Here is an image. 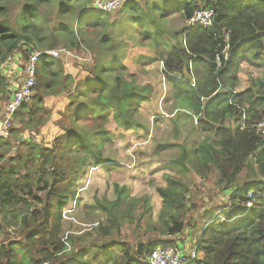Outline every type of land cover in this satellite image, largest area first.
Instances as JSON below:
<instances>
[{
	"label": "trees",
	"instance_id": "1",
	"mask_svg": "<svg viewBox=\"0 0 264 264\" xmlns=\"http://www.w3.org/2000/svg\"><path fill=\"white\" fill-rule=\"evenodd\" d=\"M92 1L0 0V67L20 47L24 52L65 48L70 54L40 55L31 99L14 113L10 135L13 121L23 132L48 118L49 103L59 117L49 125L56 128L53 134L50 130L41 143L21 150L17 145L10 155L9 162L16 154L24 173L17 161L0 165V229L9 234L16 228L18 234L0 244V264H147L158 245L174 244L167 236L197 227L188 219L193 205L186 194L196 178L210 177L214 168L215 184L227 191L229 202L223 201L220 215L204 212L199 255L188 264H264V137L250 126L264 119V77L237 89L241 64L264 55V0H127L115 15L92 9ZM205 8L213 10L211 28L169 26L176 15L186 21ZM131 43L152 55L137 56L136 62H160L176 113L195 118L208 135L196 146L177 143L178 154L165 160L169 173L165 184L155 187L161 202L155 221L148 194L129 196L126 187L115 185L113 199L95 198L91 209L100 208L106 217L96 227L103 240L86 245L84 236L61 234L62 208L74 198L75 183L89 165L111 161L102 153L115 137L108 126L134 129L138 106L150 97L149 84L133 79L124 63ZM85 47L94 53L90 64V56L72 57ZM67 59L84 65L82 70L70 72ZM2 73L0 68V99L7 100L9 81ZM3 157L0 153V161ZM132 225L143 229L133 243L112 238Z\"/></svg>",
	"mask_w": 264,
	"mask_h": 264
},
{
	"label": "rangeland",
	"instance_id": "2",
	"mask_svg": "<svg viewBox=\"0 0 264 264\" xmlns=\"http://www.w3.org/2000/svg\"><path fill=\"white\" fill-rule=\"evenodd\" d=\"M94 1H92V7ZM136 1L142 2L143 0ZM118 8L108 13L115 15ZM116 17L114 16V18ZM184 24H186V21L179 15H176L172 18L169 26L171 25L172 29L173 27L180 29ZM20 48L22 50H17L15 55L0 67L3 72L2 74L9 81V87L11 86V82L20 84L24 77L25 52L23 51V47ZM85 48L88 50L84 49L83 52H75V54H72V57L87 58L86 56H90V64L94 60V53L89 47ZM126 51L128 53L124 63L128 67L129 74L133 76V79L136 78L143 84H149L150 97L139 104L138 110L135 113L137 123L134 129L121 131L115 130V127L112 125L108 126L115 137H112L104 144L102 153L104 157L109 158L111 161L107 162L105 167L103 165H99L98 167L89 165L75 183L76 193L74 198L69 200L62 208L61 234L63 235L64 233V235L73 236L76 239L84 236L82 240H84L86 245H92L90 242H93L95 239L103 240L99 237L96 227L99 223L105 222L106 217L100 211V208L91 209L90 206L94 203L95 198L101 199L105 197L107 200L113 199L115 185L126 187L129 191V196L139 197L148 194L152 204L151 218L155 221L161 205L160 197L156 193L155 187L164 185V175L169 173L168 169L164 166L165 160L178 154L177 143L184 146H196L200 140L208 135L194 121V118L192 119L191 116H186V114L182 115L178 111L176 113V102L173 101L170 95L168 82L161 75L160 62L155 61L148 65H143L145 61L142 64L141 61L136 62L137 56L149 58L152 55L148 53L145 47L138 48L133 43H131L130 47L126 46ZM68 55L70 54H65L64 57ZM75 60L83 62L82 59ZM67 61V69L69 68L70 72L74 71L73 67L82 70L81 66H84L77 62H70L69 59ZM253 62L249 61L241 64L238 71L239 82L237 89L245 88L252 78L264 77V55ZM9 87L7 95L10 93ZM47 106L48 118L45 117L43 122L37 123L31 129H28L29 131H16L17 124L13 121V128L15 126L16 128L10 137L4 139L6 142H3L4 144L0 148V153L4 156L1 160L4 162L3 164L12 165L17 161L16 168L20 173L25 172L19 165V159L15 160V158H18L16 154L13 161L9 162L11 155L9 152L12 150L11 147H16L17 145L21 150V146L24 147V145L31 142L37 141L41 143L42 140L48 137L50 130L51 134L56 131L55 127L49 128V125H53V117L56 115L53 111H56L57 107L54 103H49ZM56 117L58 118L59 116L56 115ZM16 122L18 121L16 120ZM119 132L123 133V137L116 136ZM165 144L172 145L165 146ZM217 175V170L214 168L210 177L196 178L186 194L187 204L193 205H189L188 219L194 220L195 223L200 222L199 220L202 221V216L206 211L220 215L221 212L218 210L223 201L229 202V197L226 194L227 191H222V187L215 184ZM242 179L240 178V182H242ZM133 215H138V209H134ZM220 217L224 218V216ZM232 219L230 216L227 221H231ZM10 220H13V218L10 217ZM0 222L2 223L0 226H3L4 221L0 219ZM201 223L203 222H200L190 234L185 235L189 237L190 243L188 247L192 246L193 236H199L202 228ZM8 230L10 233L6 234L0 229V244H6L10 239L18 238L16 228H9ZM142 230L132 225L130 228H123L121 232L115 231L112 238L117 237L123 241L128 240L133 243L137 240V236L142 234ZM174 237L171 236L169 239ZM159 238H162V236ZM141 239L144 241L146 237L141 236ZM82 240L77 242H81ZM172 241L173 243L177 242V238ZM97 251L100 250L95 249L94 252Z\"/></svg>",
	"mask_w": 264,
	"mask_h": 264
},
{
	"label": "built area",
	"instance_id": "3",
	"mask_svg": "<svg viewBox=\"0 0 264 264\" xmlns=\"http://www.w3.org/2000/svg\"><path fill=\"white\" fill-rule=\"evenodd\" d=\"M127 0H95L93 3L92 9L100 10L105 12H110L117 7H120ZM213 24V10L210 8H205L201 10H196L192 16L186 20L187 28L194 25H201L203 27L211 28ZM26 53V59L23 66L24 77L21 80L20 84L11 82L9 87L10 93L9 98L3 105L0 116V138H8L10 135V129L12 124V119L15 111L20 107L24 102H28L31 99L33 94V87L35 85V72L36 64L42 53H46L52 56H57L61 53L69 54L68 50L65 48L52 49L41 51L38 49H31ZM224 58L229 56L228 45L225 46L222 51ZM216 62L219 65L220 58L216 56ZM193 85L194 79L191 77L189 80ZM8 90V88H7ZM195 119V118H194ZM196 122V121H195ZM240 128H243L245 125L240 121ZM250 126L255 130V132L264 137V119L259 122L252 123ZM251 193L248 194V197H251ZM264 196V192L261 194ZM247 205H251V201L248 200ZM2 223L0 222V225ZM207 224H204V227ZM66 238V234L65 237ZM175 242L174 244H167L164 246L158 245L153 249L147 256V264H188L194 261L197 258L198 254V244L199 238L193 236L192 246L188 247L190 242ZM66 246L69 248V244L65 242Z\"/></svg>",
	"mask_w": 264,
	"mask_h": 264
},
{
	"label": "crops",
	"instance_id": "4",
	"mask_svg": "<svg viewBox=\"0 0 264 264\" xmlns=\"http://www.w3.org/2000/svg\"><path fill=\"white\" fill-rule=\"evenodd\" d=\"M16 58V57H15ZM14 58V59H15ZM16 60H17V58H16ZM7 95V94H6ZM7 96H9V95H7ZM3 102V104H1ZM6 102V99H0V116H1V111H2V109H3V106L2 105H4V103ZM1 106H2V108H1ZM4 139H7V138H0V140H4ZM12 148V150L9 152L10 154H12L13 152H14V150H15V147H11ZM2 163V164H1ZM4 162H2V161H0V165H3V166H5V168H7V167H9V166H11V164H3ZM203 218L205 217L204 215L202 216ZM202 218V221L201 220H199L200 222H205V220ZM200 222H198V223H196V225L198 226V224L200 223ZM202 223V224H203ZM196 229V228H195ZM194 228H188L187 227V229H185L184 230V233L183 234H174V235H171V236H175L174 238H170L171 240H174L175 238H177V242H182L183 244H185L186 245V243L185 242H189V237L188 236H185L186 234H190L193 230H195ZM171 236H167L166 238H168L169 239V237H171Z\"/></svg>",
	"mask_w": 264,
	"mask_h": 264
}]
</instances>
